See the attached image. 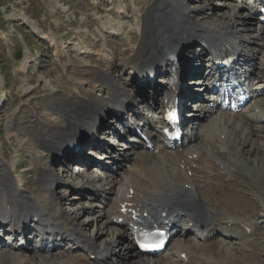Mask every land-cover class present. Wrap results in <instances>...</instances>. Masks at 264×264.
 Masks as SVG:
<instances>
[{"label":"bare ground","instance_id":"6f19581e","mask_svg":"<svg viewBox=\"0 0 264 264\" xmlns=\"http://www.w3.org/2000/svg\"><path fill=\"white\" fill-rule=\"evenodd\" d=\"M258 2L263 4L264 0H226L220 8L212 7L224 9L223 20L206 18L205 7L191 9L182 0H155L146 7L139 24L141 41L126 62L131 71L139 69L137 72L143 74L146 67L157 73L167 70L172 79L174 64L177 74L183 68L181 49L190 41L205 40L222 52L240 53V61L249 65L258 82L252 99L239 110L225 108L217 94L213 99L210 95L207 100L200 99L199 109L193 112L194 121L182 140H169L156 129L142 132L144 138L134 134L131 139L144 141L139 150L130 148L119 156L107 154L118 169L104 164L95 172L76 175L73 189L80 191V187L87 189L90 185L100 188L86 195L88 202L94 196L108 200L94 213L98 219L104 214L105 219L102 217L93 237L85 235L83 226L75 223L79 211L70 214L63 206L52 204V195H46L61 180L49 169L48 154L66 160L73 157L71 154L77 153L75 138L89 127L94 134L102 119L99 112L110 106L123 109L133 103V92L122 86L120 78L91 66L74 75L75 80L90 85L92 90L86 91L85 97L76 89L67 95L51 94L50 103L43 105L49 115L44 124L34 113L25 112L29 124H23L20 130L28 128L38 159V183L35 189L23 188L0 152V214L16 217L24 224L31 215L38 216L40 223H51L57 229L43 239L46 244L56 236L69 237L77 246L68 252L54 250L48 244L43 249L34 247L30 253L25 247L3 244L0 264H115L106 261L114 246L121 248L117 255H125L127 264H264V232H257V222L264 217V93L256 90L264 84V23L257 29L255 39L249 40L241 33L255 27L253 18L244 13L259 8ZM197 45L201 47L200 42ZM99 54L107 60L111 57L106 49ZM148 85L152 90H161L157 83ZM173 92L174 89H163L162 104H148L150 110L154 106L162 112ZM200 114L204 120H200ZM128 115L138 113L132 110ZM118 118L115 116L119 123ZM109 128L114 133L118 131L115 125ZM89 139L90 144L95 143V139ZM83 160L88 162V158ZM254 203L263 208L256 212ZM140 221L169 226L168 231L174 232L167 248L157 257L143 254L135 243L134 226ZM103 232L106 237L99 243ZM191 235L194 239H190Z\"/></svg>","mask_w":264,"mask_h":264},{"label":"rangeland","instance_id":"374dc122","mask_svg":"<svg viewBox=\"0 0 264 264\" xmlns=\"http://www.w3.org/2000/svg\"><path fill=\"white\" fill-rule=\"evenodd\" d=\"M182 1L191 9L205 7L206 18L224 19V9L217 11L212 7H221L226 0ZM243 1L250 2V0ZM154 2L155 0H0V152L18 178L15 181L17 183L21 181L23 188L29 191L35 189L38 183L36 174L38 159L35 156L32 140L29 139L28 128L20 130L23 124H29L26 111L34 113L41 124H44L48 122L49 115L43 105L50 103L48 97L51 94L67 95L76 89L85 97L86 91L92 89L89 84L75 80L74 75L84 72L91 66L99 70H107L120 78L122 86L128 92H133V103L129 102L126 111L133 109L139 113L137 116L130 117L122 113L118 123L114 108L108 107L107 101L105 104L109 109L99 112V117L102 116V119L100 128L94 136L96 139L91 136L90 127L80 133L83 144L80 156L66 160L61 156L52 157L48 154L49 169L52 173L59 174L61 180L53 186L51 192H46V195H52L55 198L52 204L63 206L70 214L79 211L75 223L81 224L84 228L83 233L92 237L96 235L100 222L105 219L104 214L102 216L104 219L102 217L98 219L94 213L107 205L108 200L94 196L89 203L86 195L93 194L91 191L94 189L100 191V188L90 185L87 189L80 187V191H77L72 187L75 184L74 177L80 175L82 171L95 172L103 168L104 164L113 166L114 170L118 169L107 154L119 156L125 151H130V148L139 150L143 141L141 138L131 139L130 135L133 133L129 132L125 133V136H118L116 132L110 130V124L115 125L118 130L130 119L133 125L143 132L154 130L145 123L147 119L151 121L156 119L158 110L154 106L150 110L148 104L154 102L162 104L160 95L163 89L169 88L170 82L163 74L164 77L160 76L161 90L151 91L150 86L137 84V78L131 74V68L126 64L127 60L134 56L136 46L141 41L139 24L142 14L146 7ZM244 14L253 18L255 27L247 28V31L243 30L241 33L243 32L242 35L249 40L255 39L259 32L257 29L263 23L260 22L263 16L256 9L246 10ZM237 17H240V14H237ZM190 42L181 49L184 57L187 58L183 68L186 67L184 73L189 77L187 91L191 100L187 104L189 113L185 114V122L189 124L194 121L193 112L199 109L198 104L207 100L212 94L210 86L207 87L205 83L211 82L216 76L215 73L207 74L210 70L209 55L197 47L199 41ZM102 49H106L111 55L109 60L99 54ZM261 91L264 92V87ZM199 117L200 120L205 119L203 114ZM189 126L185 125L183 129L188 130ZM90 137L95 139L94 144H90ZM94 145L103 148H95ZM132 153L130 152L129 155ZM100 155L102 158H99ZM84 157L88 158V162L83 160ZM124 165L127 166L128 163ZM253 205L256 212L260 211V207L263 208L257 203ZM40 227L39 230H32L31 225L26 237L14 236L8 240L2 235L8 234L9 227L5 229L0 227V246L5 244L25 247L30 253L34 252V247L43 249L48 244L54 250L58 248L68 252L75 250L77 243L71 241L69 237L59 239L53 236L46 244L42 236L54 234H49L50 231L46 232L51 228L48 225L46 227L41 224ZM262 230L264 232V217L257 222V232ZM56 231L54 227V233ZM103 237H106L105 232L98 238L99 243ZM189 237L194 239L192 235ZM114 248L116 249L114 246L110 250V259L106 261L127 264L123 258L125 255L121 254L122 257L117 255L121 248H117L116 251L113 250Z\"/></svg>","mask_w":264,"mask_h":264}]
</instances>
